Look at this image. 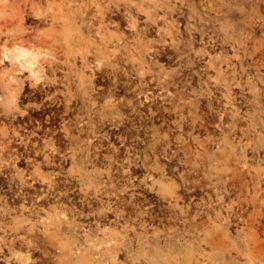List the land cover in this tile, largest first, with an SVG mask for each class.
Returning <instances> with one entry per match:
<instances>
[{"label": "bare ground", "instance_id": "obj_1", "mask_svg": "<svg viewBox=\"0 0 264 264\" xmlns=\"http://www.w3.org/2000/svg\"><path fill=\"white\" fill-rule=\"evenodd\" d=\"M193 1L192 4H189L190 10L188 9L187 12H184L183 7H174L168 13L173 15L178 12L177 15L180 18L188 14L187 20L190 21L195 18L200 21L199 25L195 27L186 23V32L190 37L186 42L188 49H192L197 38H200L204 45L199 52L196 51V55L198 54L203 60L206 59L205 65L198 66L199 69L196 71L199 81L198 99L197 101H190V104L187 103L190 107H195L196 109L197 106H200V115H193L191 110L188 114L181 112L186 107V103L182 102V98L185 96V89L189 88V86L191 87L189 80L193 79V77L187 74L189 78L186 75L185 78L181 79L178 76L179 70L177 69L159 71L158 73L149 70L137 72L138 84H133L130 80L126 82L128 88L126 92L133 94L134 97L136 96L138 103H135L134 100L126 103L119 102L117 99L112 98L117 91H110L109 95L112 96L104 101V105L100 103L103 106L100 109L101 111L97 112V121H94L92 112L95 111L99 96H96V93L94 96L93 93L89 92L81 96L80 106H74L75 104L73 105L72 101L67 99V102L63 104V110L60 107L62 111L60 110V113H57L58 115L56 112L54 113L58 116V123L51 122V125L53 123L54 125L55 123L56 125L59 124V129L47 127V125L44 129L41 126L42 124L38 127L36 126L38 130L43 129L45 135H49V133L54 135L49 140L40 142L37 137L39 136V131L30 130L29 126L27 131H30V133H25L26 135L20 133L22 131L19 132V129H13L12 133L9 127L3 128L1 132L3 137L1 138H4L5 141L4 145L1 143V150L4 154L10 156L15 169H17L16 165L18 162H24L26 165L33 164L34 168L20 170L16 175L19 180H17L18 188H16L18 191L16 196L21 198L23 202L20 211H18L20 215L17 213L16 215L18 216L15 218L11 216L14 219L13 221L10 220V224L3 222L4 218L0 216V231L3 230L4 233L0 236L1 262L6 264H75L77 261H75L74 255L77 252L73 253V251L77 249L71 248L67 258H62L55 251V249L57 250L60 247L64 235L71 232H83L85 235H89L93 229H100L105 222H111L112 217H115L112 221L116 225L119 224L128 228H136V226L149 227L151 222L148 219L152 211L148 212L147 209L145 210L143 208L144 201H139L136 196L141 186V183H137L140 178H138L135 170L139 161L142 162L146 169L144 180L148 179L151 181V189L157 191L168 200L171 219L178 217L182 221V224H179L183 226L181 234L185 238L188 236L189 247L196 244L201 246V243L209 246L215 243L218 244L217 238H222V241V235L232 225L245 229L246 227L256 228L255 225L258 224L257 226L263 229L264 171L260 169L253 171L251 164L256 159V155L259 156L262 153V146L264 147V141L257 137L259 130L264 129V121L261 118V115L264 114V104L261 103L260 93L254 94V92V95L250 92L252 94L250 95L254 97V101L250 103L251 98L249 93L245 92L246 88L243 84V78L253 68L257 69L264 66V45L260 49L261 46L259 47L258 44V41L259 43L260 41L264 42V13L259 7H255L252 14L240 10L241 12L238 15L243 21L240 24L244 27L243 31L239 33L240 38L235 39L230 35L228 25L221 28L225 32V36L222 37L217 23L219 21L218 10L214 9L215 4H210L212 0H206V2L204 0L205 3H203L206 8L203 7V3L200 4L195 0ZM252 1H255L256 4L253 3L258 5L256 0ZM199 5L202 6L203 12L211 9L215 15L213 16L212 13L209 16L199 15L197 10ZM249 7L253 6L250 5ZM100 12L101 18L105 19L107 11ZM147 17L149 20H156L153 14L150 15L148 13ZM128 18L135 21L130 13H128ZM131 26L136 28L134 23ZM135 31L139 33L137 29ZM162 31V29L158 31L157 35L159 38L157 40L165 39L166 33ZM167 33L171 37V42L167 43L166 48L162 50L154 48L152 51L153 56L160 57L165 55L168 48H173L182 54L181 43L175 42L176 37H181L182 34L180 25L173 22ZM250 42L254 45L257 44L256 48H249ZM260 45L262 44L260 43ZM229 47L234 51V55H230ZM33 50L32 47L28 49L15 45L12 51L5 53V56L7 60H15L21 66L30 70L33 76L32 83L39 84L44 81L42 79L44 77L39 76L41 73L38 74L39 71L36 72L34 69L37 54ZM240 50L243 51L242 55ZM253 50L258 51V53ZM216 51L218 52L214 54L213 52ZM186 62L185 67L189 68L196 62L199 63L197 59L193 60L192 57H189ZM132 64L135 65L136 62L133 60ZM224 66L226 67L225 69H223ZM123 70L128 75V70ZM211 70L215 72L214 76L210 74ZM30 79L32 78L30 77ZM95 79H92V82ZM179 83H181L180 86L182 88ZM210 83L213 87H217L218 90L211 91L209 89ZM237 87L240 93L236 91ZM171 88H174L175 91H172ZM212 92L213 97L208 98V95ZM16 99L17 94L13 96L12 102H10L12 103L11 110L8 111V113L11 112L10 115H14V111L17 109L20 110ZM175 99H180V101H175ZM205 99L209 100L207 104L204 106L198 105L199 101ZM98 102L100 101L98 100ZM159 103L171 104L172 107L159 106ZM51 104L55 110L57 104L55 106H53V103ZM144 106H148L150 114H146L141 109ZM244 106L248 107V110L251 109L253 111L248 112V114L244 113L248 116L247 119L241 115ZM52 107L51 109H53ZM28 115L31 116L30 113ZM39 115L41 116V114ZM158 115L179 117V133L175 138L168 134L160 136L155 132L152 134L151 140H147L146 136H137L135 137L136 139L132 140L133 142L131 141L132 143H129L130 139L124 135L125 131H130L134 128L141 131L148 125L144 124V121L147 123L148 120L152 119L153 122V118ZM85 116L90 118L86 122L83 119ZM12 117L16 118V115ZM47 117L50 118L49 115ZM19 118L21 119V117ZM14 120L16 119L12 118V121ZM14 122L11 124L14 125ZM27 123L30 124L31 122L27 121ZM17 125L18 123L15 127L19 126ZM25 127L27 126L25 125ZM162 142L165 145L162 146ZM142 144L147 146L150 154L146 151L147 148L140 147ZM69 148H72V150L70 149L71 152L67 151ZM104 151L105 153H103ZM40 156L43 157V161L38 162ZM101 159L104 160L105 166L102 164V167L104 166L103 170L98 171V176L94 177L92 172L87 169L88 163H93L96 160L100 161ZM67 160H70L72 167L65 170L67 166L65 168L63 164ZM163 160L166 161L163 162ZM24 164L22 165L24 166ZM43 166L49 169L44 171L42 169ZM98 166H101V164ZM28 167L31 166L29 165ZM12 169L14 168H11L10 171ZM150 170L158 172L160 180ZM178 179L181 181L180 184L177 182ZM73 180H77L81 185L86 180L95 184L92 185L93 183H91L90 186H83L77 189L71 183ZM77 186L79 187V185ZM143 188L145 189L146 187L144 186ZM148 190H145V193ZM236 191L239 192L237 204L227 200ZM127 195H129V198H127ZM4 202L5 207H2L3 210L0 212L9 213L11 211L14 214L12 210L15 209V206L11 208L12 205L10 204V206L8 201L5 200ZM3 203L2 205L4 206ZM165 208L163 212H165ZM8 213L6 214L8 215ZM43 213L51 214V221L50 219L48 220L49 223L40 221L42 224L40 225L38 218H41ZM165 213L167 214V212ZM155 215L157 218V214ZM34 219L38 220L35 221ZM172 221L176 222L175 220ZM217 227L223 232L221 231L217 234V237H214L211 232ZM234 227L232 228L235 229ZM260 230L258 229V232ZM139 231L142 232V230ZM153 231L155 232V230ZM261 231L263 232L264 230ZM260 234L262 235V233ZM107 246L110 248V245ZM103 247L106 248L105 244ZM118 247H121V245ZM216 247L218 246L216 245ZM225 248L227 249L228 247ZM259 249H261L260 246ZM123 256H125V253ZM77 259L78 263L81 264L88 262L86 255L84 258L78 256ZM118 259L120 260L121 258ZM202 263L203 259L200 264Z\"/></svg>", "mask_w": 264, "mask_h": 264}, {"label": "rangeland", "instance_id": "obj_2", "mask_svg": "<svg viewBox=\"0 0 264 264\" xmlns=\"http://www.w3.org/2000/svg\"><path fill=\"white\" fill-rule=\"evenodd\" d=\"M195 1L200 4L204 2V0ZM193 2V0H0V138L3 137L1 134L3 128L6 129L9 127L12 133L13 129H19V132L22 131L20 133L24 135L25 133H30V131H27L28 126L30 130L35 129L37 132L39 131V136L37 137L40 142L53 138L54 135H52V133L45 135L43 129L38 130L37 127L42 124L41 126L44 129L46 128V125L47 127L59 129L60 125H56V123H58L57 113H60L61 109L63 110V104L67 102V99L68 101H72V104H75L74 106H80L81 104L79 101L81 96L86 95L89 92L93 93V95L96 93L95 95L99 96L98 100L100 101L98 102L97 100L95 111L92 112L94 121L98 120L97 112L101 111L100 109H102V106L105 103L104 101H106V99L108 100L112 96L109 95L110 91H117L114 93L112 98L117 99L119 102L126 103L130 100H134L135 103H138L136 96L134 97L133 94L126 92V89H128L126 82L130 80L133 84H138L139 81L137 78V72L139 71L142 72L150 70L151 72L158 73L159 71L177 69L179 70L178 76L181 79L185 78V76L189 74V76L193 77V79L189 80L191 82V87L189 86V88L185 89V96L182 98V102L186 103H184L186 107L181 110V112L188 114L191 110L193 115H200V106H197V109L195 107L192 108L190 107L189 102L192 100L197 101L198 99L197 90L199 89V81L196 71L199 67H201V65L206 63V59H201L198 54L196 55V51L199 52L204 45L200 38L196 39V43L192 46V49H188L186 45L187 40L190 38L186 32L187 24L195 27L196 25H199L200 21L195 18L190 21L187 20L186 17L188 14L185 17L180 18L179 15H177L178 12H175L173 15L168 13V11L174 7H183L184 12H187L188 9L190 10L189 4H192ZM247 2L253 7H249L250 5ZM253 2L255 3V1L252 0H212L210 4H215L214 9L218 10L219 21L217 23L222 37L225 36V32L221 28L228 25L230 35L235 39L240 38L239 33L243 31L244 27L240 24L243 21L238 14L242 10L248 14H252L254 12V8L259 7L261 8L262 13H264V0H256L258 5H255L256 3L254 4ZM204 3L203 7L206 8ZM194 7L196 8V6ZM197 10L199 11V15L209 16L211 13L213 16L215 15L214 11H211V9L207 12H203L201 5L198 6ZM100 11H107L106 18H108L102 19ZM128 13L134 17L135 21L128 18ZM148 13L150 15L153 14L157 21L149 20L147 17ZM229 14L233 16H230ZM173 22L179 24L182 30L181 37L178 36L175 39L176 43H181L180 48L182 54L173 48H168L165 55H161L160 57L153 56L152 51L154 48L162 50L166 48L167 43L171 42V37L167 31ZM133 23L136 24V28L131 26ZM135 29H137L139 33H137ZM161 29L163 30V33H166L165 39L157 40L159 38L157 35L158 31ZM121 42H123L122 45ZM260 43L262 45H260ZM260 43L258 41L259 47L261 46L260 49H262L264 42L260 41ZM250 44L251 42L249 43V48L251 47L252 49L257 46V44ZM15 45H19L22 48L31 49L32 47V50L35 49L33 51L37 54V59L34 69L36 72L39 71L38 74L41 73L39 76L44 77L42 78L44 83H39L40 85L33 84V76L30 70L21 66L19 62H16L15 60L6 59L5 53L7 51H12ZM229 48L230 55H234L232 48ZM217 52L218 51L213 53L216 54ZM254 52L258 53V51ZM240 54H243L242 50H240ZM189 57H192L193 60L197 59L199 63L196 62L190 68L185 67L187 64L186 61ZM133 60L136 62L135 65L132 64ZM263 67L261 66L257 69L253 68V70L249 71L248 74L245 75L246 77L244 76L243 78V84L246 88L245 92H248L249 97L251 98L250 103L254 101V97L251 96L254 92V94L260 93L261 103L264 104ZM225 68L226 67L224 66L223 69ZM123 69L128 70V75L125 74ZM214 73L215 72L213 70L210 71L212 76H214ZM193 74L195 75L192 76ZM98 76H100V79H97ZM189 76L187 75V78H189ZM30 77L32 79H30ZM92 79H95V81L92 82ZM180 85L181 83H179V86ZM16 89L17 91L19 90V93ZM209 89L213 92L218 90V88L213 87L211 83L209 84ZM171 90L175 91L174 88H171ZM236 91H239L240 93L238 87L236 88ZM213 92L208 95V98L213 97ZM15 94H17L16 101L18 108H20V110L17 109L14 111L16 118L12 117L14 115H10L11 112L8 113V111L11 110L10 107L12 105L10 102H12L11 100ZM175 101H180V99H175ZM208 102L209 100L205 99L203 101H199L198 105L204 106ZM51 103H53V106L57 104L55 106V110ZM100 103L103 105H100ZM158 105L172 107L171 104L167 103H159ZM51 107L53 109H51ZM141 109L146 112V114H150L148 106L141 107ZM242 110L243 112L241 115L245 119L248 117L244 114L245 112L246 114H248V112H253L251 109L248 110V107L245 106ZM55 112L57 115L54 114ZM19 113L21 116H19ZM29 113L31 116L28 115ZM39 114H41V116ZM48 115L50 118L47 117ZM19 117H21V119ZM12 118L16 119L14 120L15 122L12 121ZM261 118L264 121V114L261 115ZM83 119L86 122L90 118L85 116ZM47 120L51 121L48 122ZM27 121L31 123L28 124ZM12 122H14V125L11 124ZM35 122H38L37 125H35ZM51 122L56 123L55 125L54 123L51 125ZM178 122L179 117H163L158 115L153 118V122L152 119L148 120L147 123L144 121V124L148 125H146V127L141 131L134 128L133 130L131 129L130 131H125L124 135L129 137V143H132V140L136 139L135 137L137 136H146L147 140H151L152 134L155 132H157L160 136L168 134L175 138L179 133L178 125L180 124ZM17 123L19 126L17 125L18 127H15ZM25 125L27 127H25ZM31 126L37 127L32 128ZM25 128L26 130H24ZM263 134L264 129H260L257 137H260L264 141ZM4 141V138L0 139V191L2 190L0 192V211L5 207V200L9 202V205H12L11 208H14L15 206V209H11L14 211V214L10 211L11 213L6 212L8 213L7 215L5 211H2V213L0 212V216L4 218L3 222L10 224V220L13 221V219L18 216L16 215L17 213L20 215V212L18 211H20L21 205L23 204L22 199L16 196L19 181L16 175L20 172V170L33 169L34 165L29 164L31 167H28V164L26 165L24 162H18L16 165L17 169H15V165L12 164L10 156L4 154L1 150V146L2 144L4 145ZM161 144L162 146L165 145L163 142ZM140 147L144 149L147 148L145 144H142ZM70 149L72 150V148H69L67 151L71 152ZM262 149V153H260L259 156L256 155V159L251 164L252 166L250 165L253 171L258 169L264 171L263 146ZM146 151L149 152V149L147 148ZM103 153H105V151ZM148 154H150V152ZM251 156L249 155V157ZM39 159L38 162L43 161V157L40 156ZM165 161L166 160H163V162ZM22 164H24V166L26 165V167L24 168ZM64 164L63 166L65 168L67 166L65 170L72 167L70 160H67ZM88 164L87 169L92 172V176L94 177H97V172L103 170L105 166L103 159L100 161L96 160L93 163L89 162ZM97 164H101V166H98ZM102 164L104 165L103 167ZM9 168L14 169H12L11 172ZM42 169L46 171L49 168L43 166ZM137 169H135L137 172L136 174L138 175V178H140L137 183H141V186L139 187V190L141 191L138 190L136 196L139 201H144L143 208L145 210L147 209L148 212L152 211L151 215H149V219L147 217V219L151 222L149 227L147 226L146 228H142L140 226H136V228H128L119 224L116 225L115 222L112 221L115 218L112 217V215L111 222H105L103 224L104 226L102 225L100 229H93L89 235H85L83 232H71L64 235L62 237L60 247L58 248L59 250L55 249V251H57L62 258H67L68 252H70V249L73 248L75 250L77 249L76 251H73V253L77 252L74 255L75 261H77L75 264L79 262L77 259L78 256L84 258L85 255L88 257V262H82L83 264H197V262L200 264L202 259V264H264V231H261L264 230V227L262 229L260 226H257L258 224L255 225L256 228L246 227L245 229H241V227H238L237 225H235V227L232 225L230 229L222 235L224 242L223 240L221 241L222 238L220 237L222 236H220V239L217 238L218 244L215 243L212 246H209L205 243H201V246L196 244L191 246L192 248L189 247L187 242L188 236L185 238L181 234L183 226L179 224H182V221L178 217L171 219V211L169 209L168 200L157 191H153L151 189V181L148 179L144 180L146 169L142 165L141 161H139ZM139 170L140 175L138 174ZM152 173L158 180H160V174L158 172L152 171ZM64 179L66 180L65 177ZM68 179L71 180L70 178ZM177 182L180 184L181 181L178 179ZM12 183H14V185H12ZM71 183L79 189L83 186H90L93 182L86 180L81 185L77 180H73ZM94 184L95 183L92 185ZM77 185H79V187ZM142 185L146 188L144 189ZM145 190H148L146 191L147 193H145ZM236 192L232 194V197L227 199L231 203L237 204L239 201V192ZM127 196L126 197L129 198V195ZM234 196L236 197L235 199ZM229 201L227 202L231 204ZM166 202L167 204H165ZM145 203L148 204L145 205ZM164 208L167 214L163 212ZM155 214H157V218ZM164 215H168L169 217L166 218ZM155 218L160 220L157 221ZM38 219L34 220H38L40 225H42L40 221H46L49 223L48 220L50 219L51 221V214L43 213L42 217ZM161 219H163V222ZM170 220H175L176 222H171ZM114 228L116 229L114 230ZM258 229L260 230L259 232ZM139 230H142V232ZM153 230H155L156 233ZM221 231L222 230L217 227L211 233L214 237H217V234ZM260 233H262V235ZM3 234V230H1L0 236ZM118 242L121 247H118L120 246ZM104 244L105 247L106 245H110V248H108V246L104 248ZM223 244H225L223 246L224 248L222 247ZM216 245L218 247H216ZM259 246L261 249H259ZM101 247L102 249H100ZM225 247H228V250ZM62 249L65 251L63 252ZM124 253L125 256H123ZM210 255L212 256L211 258ZM118 258L121 259L119 260ZM1 261L0 264L5 263Z\"/></svg>", "mask_w": 264, "mask_h": 264}]
</instances>
